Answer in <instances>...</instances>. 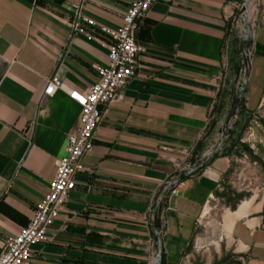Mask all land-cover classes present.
Listing matches in <instances>:
<instances>
[{"label":"crops","instance_id":"1","mask_svg":"<svg viewBox=\"0 0 264 264\" xmlns=\"http://www.w3.org/2000/svg\"><path fill=\"white\" fill-rule=\"evenodd\" d=\"M133 0H86L116 29ZM245 0H158L141 20L137 77L100 106L94 149L48 239L30 264H185L232 158L219 154L228 106L232 17ZM78 0H0V253L27 226L64 156L88 90L109 61L98 27L75 32ZM246 107L264 103V10L251 43ZM57 72L65 85L44 94ZM259 93L253 109L250 96ZM253 199V200H252ZM237 217L229 238L264 264V200ZM239 206L234 212L238 211Z\"/></svg>","mask_w":264,"mask_h":264},{"label":"rangeland","instance_id":"2","mask_svg":"<svg viewBox=\"0 0 264 264\" xmlns=\"http://www.w3.org/2000/svg\"><path fill=\"white\" fill-rule=\"evenodd\" d=\"M264 10V0H245L232 17L228 106L219 130L218 146L225 148L232 165L220 189L203 214L197 236L185 255V264H238L244 260L229 234L235 219L246 213L255 201L264 200V103L257 111L246 107L249 54L253 38L248 34L252 21L255 30ZM247 47V51H246ZM251 94L249 108L259 100ZM234 212L233 207H238ZM236 214V216H235Z\"/></svg>","mask_w":264,"mask_h":264},{"label":"built area","instance_id":"3","mask_svg":"<svg viewBox=\"0 0 264 264\" xmlns=\"http://www.w3.org/2000/svg\"><path fill=\"white\" fill-rule=\"evenodd\" d=\"M85 1L71 4L73 29L88 34L86 27L92 26L107 34L109 40L103 44L109 50V61L107 65L97 67L99 80L88 90L67 88L69 97L82 109L79 126L68 136L65 154L57 161L55 177L29 224L18 235L7 238L0 253V264H30L34 257L33 245L48 239L50 227L66 207L70 192L76 187L77 175L85 169V155L94 149L96 130L103 116L100 106L118 100L138 75L142 48L137 33L141 20L158 0H133L123 17V24L116 29L101 26L88 16L84 10ZM248 54L250 62V50ZM59 89H65V85L55 72L47 79L44 94L53 96Z\"/></svg>","mask_w":264,"mask_h":264},{"label":"bare ground","instance_id":"4","mask_svg":"<svg viewBox=\"0 0 264 264\" xmlns=\"http://www.w3.org/2000/svg\"><path fill=\"white\" fill-rule=\"evenodd\" d=\"M254 26H255V24H254L252 21L249 23V26H248V34H249L252 38H254V31H255ZM235 216H236V214H235Z\"/></svg>","mask_w":264,"mask_h":264},{"label":"trees","instance_id":"5","mask_svg":"<svg viewBox=\"0 0 264 264\" xmlns=\"http://www.w3.org/2000/svg\"><path fill=\"white\" fill-rule=\"evenodd\" d=\"M225 155H228V153H225ZM234 209H236V207H233Z\"/></svg>","mask_w":264,"mask_h":264},{"label":"water","instance_id":"6","mask_svg":"<svg viewBox=\"0 0 264 264\" xmlns=\"http://www.w3.org/2000/svg\"><path fill=\"white\" fill-rule=\"evenodd\" d=\"M248 49H247V47H246V51H247Z\"/></svg>","mask_w":264,"mask_h":264}]
</instances>
